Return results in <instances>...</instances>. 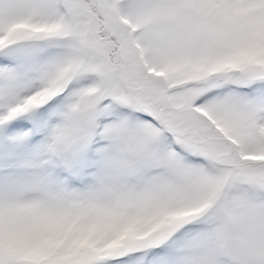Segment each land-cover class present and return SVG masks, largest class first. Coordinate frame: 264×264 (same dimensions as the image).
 Here are the masks:
<instances>
[{"label": "snow or ice", "instance_id": "obj_1", "mask_svg": "<svg viewBox=\"0 0 264 264\" xmlns=\"http://www.w3.org/2000/svg\"><path fill=\"white\" fill-rule=\"evenodd\" d=\"M0 264H264V0H0Z\"/></svg>", "mask_w": 264, "mask_h": 264}]
</instances>
